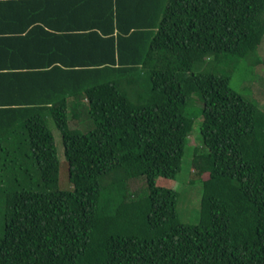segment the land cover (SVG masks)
<instances>
[{
    "label": "trees",
    "instance_id": "1",
    "mask_svg": "<svg viewBox=\"0 0 264 264\" xmlns=\"http://www.w3.org/2000/svg\"><path fill=\"white\" fill-rule=\"evenodd\" d=\"M42 7L49 18L77 22L45 34L47 52L61 57L34 71L47 98L17 104L15 117L0 121L13 131L0 149V264H264V113L230 88L228 76L205 71L224 55L236 59L234 69L250 68L253 81L264 67V0ZM194 92L202 145L191 168L203 193L200 222L186 225L177 220V193L156 180L181 169ZM49 119L72 190L59 188ZM70 119L93 127L71 128ZM115 171L125 183L107 197L120 180L103 181Z\"/></svg>",
    "mask_w": 264,
    "mask_h": 264
},
{
    "label": "crops",
    "instance_id": "2",
    "mask_svg": "<svg viewBox=\"0 0 264 264\" xmlns=\"http://www.w3.org/2000/svg\"><path fill=\"white\" fill-rule=\"evenodd\" d=\"M55 2L56 0H0V121L13 119L15 116L11 110L17 104L37 103L38 100L47 98L46 94L35 88L34 71L52 67L61 57L47 52L45 40L51 37L45 34H51L48 31H63V28L77 22L76 18L47 17L42 5ZM95 20L97 19L93 17L94 22ZM263 42L264 35L258 46V49L262 46V51L258 54L261 59H264ZM12 133L10 126H0V149H6V146L12 144Z\"/></svg>",
    "mask_w": 264,
    "mask_h": 264
},
{
    "label": "rangeland",
    "instance_id": "3",
    "mask_svg": "<svg viewBox=\"0 0 264 264\" xmlns=\"http://www.w3.org/2000/svg\"><path fill=\"white\" fill-rule=\"evenodd\" d=\"M264 43V42H263ZM262 51V46L258 49V54ZM236 59L226 57L224 55L216 58H211L208 63V68L205 71L218 73L229 77V86L234 91L238 92L245 98H249L254 101L259 110L264 113V67L260 66L257 69L256 76L253 81L250 82L249 73L250 68L240 66L237 70L234 69ZM242 63V62H240ZM253 71V70H252ZM252 80V79H251ZM202 104L201 100L196 92L192 93L188 106L185 110V114L193 119V125L190 136L186 140L184 147V154L181 161V169L176 175L175 179H163L157 178L156 185L173 190L177 193L176 199V214L177 220L181 224L196 225L201 219V199L203 193L202 182L194 178L192 174L191 161L193 158L194 150L201 148V136L200 127L202 123ZM71 128H77L83 132H87L92 129V123L89 121V125L86 123L76 124L72 119L69 121ZM47 126L51 130L55 147L57 152V158L60 164L59 169V188L62 190H72L70 183L68 184V166L64 158L63 145L60 137V133L55 128L51 119L47 120ZM110 177V178H109ZM118 177L120 181L112 185L107 192V197L113 195L117 196L121 191L122 183H125L124 179H121V174L118 171L110 174L103 182ZM8 192L12 190V183H8ZM138 187V186H137ZM134 188H129L130 193H134ZM133 191V192H132ZM142 196V191L140 192ZM120 197H118V200ZM4 228V200L0 196V236Z\"/></svg>",
    "mask_w": 264,
    "mask_h": 264
}]
</instances>
